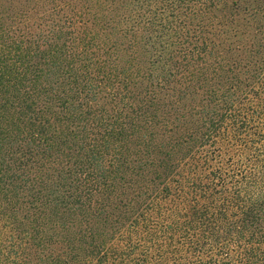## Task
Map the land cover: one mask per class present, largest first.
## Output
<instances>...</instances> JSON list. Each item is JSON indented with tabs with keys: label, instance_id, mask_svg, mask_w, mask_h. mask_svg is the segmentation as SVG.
Returning a JSON list of instances; mask_svg holds the SVG:
<instances>
[{
	"label": "trees",
	"instance_id": "16d2710c",
	"mask_svg": "<svg viewBox=\"0 0 264 264\" xmlns=\"http://www.w3.org/2000/svg\"><path fill=\"white\" fill-rule=\"evenodd\" d=\"M59 1L0 28V264H264V0Z\"/></svg>",
	"mask_w": 264,
	"mask_h": 264
},
{
	"label": "rangeland",
	"instance_id": "374dc122",
	"mask_svg": "<svg viewBox=\"0 0 264 264\" xmlns=\"http://www.w3.org/2000/svg\"><path fill=\"white\" fill-rule=\"evenodd\" d=\"M0 28L8 30L10 36H18L13 33V29L22 28L26 33L31 25L26 21L30 18L39 20V15L45 17L53 11V8L60 7V1L54 0L53 4L49 0H0ZM57 10H54V13ZM23 26V27H20ZM25 29V30H24ZM0 44V49L2 48Z\"/></svg>",
	"mask_w": 264,
	"mask_h": 264
}]
</instances>
